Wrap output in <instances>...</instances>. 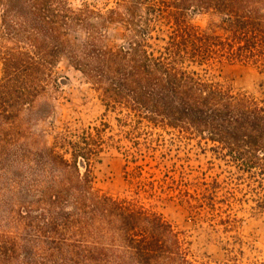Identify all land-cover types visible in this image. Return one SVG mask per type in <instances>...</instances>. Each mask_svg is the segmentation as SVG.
Returning a JSON list of instances; mask_svg holds the SVG:
<instances>
[{"label": "trees", "instance_id": "obj_1", "mask_svg": "<svg viewBox=\"0 0 264 264\" xmlns=\"http://www.w3.org/2000/svg\"><path fill=\"white\" fill-rule=\"evenodd\" d=\"M200 14L216 17L215 28L190 23ZM107 25L124 30L120 45L104 43ZM69 32L83 38L71 42ZM0 40L10 44L0 46V118L32 104L66 57L126 135L160 130L209 146L246 174L264 211V81L253 96L208 76L220 61L264 76V0H118L104 12L66 0H3ZM106 128L65 131L38 154L52 184L41 201L69 209L38 228L47 229L49 249L21 264H208L193 260L185 233L151 207L94 190Z\"/></svg>", "mask_w": 264, "mask_h": 264}, {"label": "rangeland", "instance_id": "obj_2", "mask_svg": "<svg viewBox=\"0 0 264 264\" xmlns=\"http://www.w3.org/2000/svg\"><path fill=\"white\" fill-rule=\"evenodd\" d=\"M71 8L104 12L118 0H66ZM0 0V14L1 3ZM190 23L215 28L216 17L200 14ZM124 30L107 25L104 43L120 45ZM159 36H163L159 33ZM82 33L69 32L71 42ZM160 44V43H159ZM10 45L0 40V46ZM2 75L0 64V78ZM208 76L234 92L261 93L264 76L252 66L216 62ZM116 115L106 111L85 79L61 57L45 90L15 118H0V264L37 260L49 249L47 226L54 211L68 205L42 202L40 193L50 185L38 154L65 131H80L106 123L107 141L93 163V188L100 193L135 199L161 214L186 235L193 260L208 264L264 262V211L255 207L260 191L246 174L225 165L210 147L174 133L154 130L140 135L138 146L119 127ZM82 172V169H80Z\"/></svg>", "mask_w": 264, "mask_h": 264}]
</instances>
